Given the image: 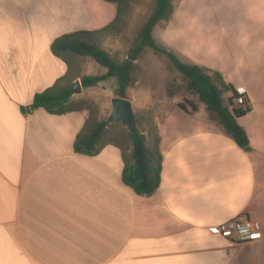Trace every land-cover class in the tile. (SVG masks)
Segmentation results:
<instances>
[{"label": "crops", "instance_id": "1", "mask_svg": "<svg viewBox=\"0 0 264 264\" xmlns=\"http://www.w3.org/2000/svg\"><path fill=\"white\" fill-rule=\"evenodd\" d=\"M116 14L104 0H0V264H264V0H236L230 18L196 25L192 39L169 19L167 48L245 98L237 124L249 150L209 118L197 94L185 99L192 113L166 101L154 115L162 163L149 197L122 183L117 147L74 153L85 111L29 108L66 73L51 43L102 29ZM241 215L253 241L212 230Z\"/></svg>", "mask_w": 264, "mask_h": 264}, {"label": "trees", "instance_id": "2", "mask_svg": "<svg viewBox=\"0 0 264 264\" xmlns=\"http://www.w3.org/2000/svg\"><path fill=\"white\" fill-rule=\"evenodd\" d=\"M117 4V14L113 22L96 31H82L64 34L56 38L50 45L53 56L62 60L66 65V73L59 78L53 86L45 91L35 94L30 105L31 110L42 108L51 115H63L72 111H87L86 122L77 134L73 143L76 154L96 156L105 146L112 145L121 151L123 169L122 183L130 188L136 195L151 196L159 187L162 156L159 151V134L157 126L147 121L144 130L139 131V120L135 117V132H128L126 140H108V125L106 120H97L92 104L88 102L72 101L71 88L80 78L81 88H93L109 78L115 79L116 94L124 98L131 82L134 62L141 54L150 49L156 55H164L171 67L186 81V87L191 94H197L199 101L206 107L209 118L219 124L226 135L242 150L248 151V139L245 132L238 126L237 119L248 111L231 107L232 100L238 97L234 89L226 84L218 73L206 74L195 65L181 62L177 56L159 46L153 39L152 33L157 24L167 21L172 11L171 0H156L155 5L144 21L137 38L128 50L124 59L101 49L95 41L113 32L115 26L120 24L126 15L124 0H104ZM90 58L106 70L102 75H81L79 60ZM230 92L231 96L224 104L223 93ZM178 108L185 112H195L197 107L189 102H179ZM188 106V108L186 107ZM26 113L27 109L21 108Z\"/></svg>", "mask_w": 264, "mask_h": 264}, {"label": "rangeland", "instance_id": "3", "mask_svg": "<svg viewBox=\"0 0 264 264\" xmlns=\"http://www.w3.org/2000/svg\"><path fill=\"white\" fill-rule=\"evenodd\" d=\"M155 1L124 0L126 15L122 22L115 26L112 37L108 40L100 38L101 40L91 39V41L96 42L101 49L119 59H124L144 21L150 15ZM171 2L172 11L169 19L171 18L170 20L175 25L185 27L192 39L197 29L196 25H210L213 28L216 20L230 18L236 0H171ZM169 19L164 21L167 24H159L152 33L156 43L166 50L169 49L165 34L168 33V23L172 22ZM190 43L194 41L190 40ZM78 62L82 69H86L83 74L88 72L86 74L96 75L105 72L104 68L92 62L90 58H83ZM116 89L117 84L112 78L93 88L82 89L81 93L72 96L75 102L91 103L97 120L109 122L106 139L126 140V145L130 147V141L127 139L129 129L121 122L110 121L111 100L118 97ZM187 96L193 99L197 97L196 94L188 92L186 81L171 67L164 55H156L150 49H146L134 62L131 82L124 99L131 103L133 113L139 120V131L141 132L148 120L156 124L154 115L166 101L177 99L184 102ZM222 97L226 105L224 93ZM85 112L88 114L86 110Z\"/></svg>", "mask_w": 264, "mask_h": 264}, {"label": "built area", "instance_id": "4", "mask_svg": "<svg viewBox=\"0 0 264 264\" xmlns=\"http://www.w3.org/2000/svg\"><path fill=\"white\" fill-rule=\"evenodd\" d=\"M232 108L248 110L249 105L244 97L238 96L232 100ZM218 233L224 239L240 244L253 241L255 234L249 218L245 215H241L235 219L226 221L217 227Z\"/></svg>", "mask_w": 264, "mask_h": 264}, {"label": "water", "instance_id": "5", "mask_svg": "<svg viewBox=\"0 0 264 264\" xmlns=\"http://www.w3.org/2000/svg\"><path fill=\"white\" fill-rule=\"evenodd\" d=\"M71 93L72 94L81 93V84L79 81H76L73 84L71 88ZM110 121L121 122L129 129V131L134 133L136 129V122H135V115L133 113L131 103L124 98H119V97L113 98L111 100Z\"/></svg>", "mask_w": 264, "mask_h": 264}, {"label": "snow or ice", "instance_id": "6", "mask_svg": "<svg viewBox=\"0 0 264 264\" xmlns=\"http://www.w3.org/2000/svg\"><path fill=\"white\" fill-rule=\"evenodd\" d=\"M213 231H218L219 229H217V228H214V229H212Z\"/></svg>", "mask_w": 264, "mask_h": 264}]
</instances>
